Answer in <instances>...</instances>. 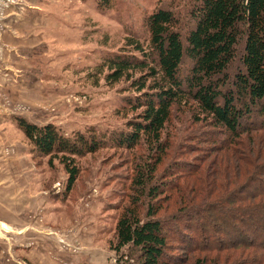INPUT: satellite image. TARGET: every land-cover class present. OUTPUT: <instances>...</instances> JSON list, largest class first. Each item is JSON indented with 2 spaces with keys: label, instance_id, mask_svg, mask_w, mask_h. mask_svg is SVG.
<instances>
[{
  "label": "trees",
  "instance_id": "trees-1",
  "mask_svg": "<svg viewBox=\"0 0 264 264\" xmlns=\"http://www.w3.org/2000/svg\"><path fill=\"white\" fill-rule=\"evenodd\" d=\"M148 25L151 51L128 38L132 51L122 48L97 67L108 84L126 80L141 93L133 106L142 109L139 120L130 121L131 130L117 145L148 153L135 167L132 196L121 207L112 248L126 257L125 264H264V0H195L185 36L171 10L152 13ZM185 58L192 66L183 75ZM175 109L187 115L186 125L214 129L208 133L213 139L206 137L213 142L212 158L205 168L165 174L156 184L170 150L188 137L171 131ZM17 123L51 166L55 159L64 164L68 191L80 176L76 159L96 155L107 143L95 134L65 136L53 123ZM183 176L189 183L187 222L162 214ZM186 243L190 254H206L179 260L171 251Z\"/></svg>",
  "mask_w": 264,
  "mask_h": 264
},
{
  "label": "rangeland",
  "instance_id": "rangeland-1",
  "mask_svg": "<svg viewBox=\"0 0 264 264\" xmlns=\"http://www.w3.org/2000/svg\"><path fill=\"white\" fill-rule=\"evenodd\" d=\"M105 4L101 0H49L48 4L18 0L9 10L0 74L4 72L6 78L8 73L17 72L14 76L23 77L21 84L32 86L33 98L17 101L12 93L0 89L14 105L24 106H3L0 100V216L18 232L5 235L0 225V264H125L126 257L112 248L114 230L121 207L132 196L135 167L144 163L148 153L140 146L136 148L141 153L117 144L122 133L131 130L130 121L139 120L137 114L142 109L133 106L141 93L126 80L108 84L104 75L98 76L97 67L123 52L122 48L132 51L133 47L126 45L128 38H135L145 51H151L148 18L159 9L175 13L177 28L185 36L192 25L195 0H108ZM33 5L52 9L50 17L48 10L44 15L31 13ZM191 66L185 58L182 74ZM186 117L175 109L171 131L186 132L188 137L170 150L156 173V184L157 178L165 181L163 177L172 173L205 168L212 158L213 142L206 137L213 139L208 133L214 129L186 125ZM19 118L39 125L53 123L68 137L95 134L107 143L96 155L76 159L80 176L68 191L69 174L64 164L59 159L53 166L49 164V157L40 154L18 127ZM15 120L20 131L11 126ZM179 180V190L164 204L162 214L187 222L183 213L189 183L184 176ZM190 180H194L193 174ZM43 229L46 252L35 242L39 235L44 236ZM235 236L234 231L229 234L230 239ZM186 245L171 252L184 262L206 254L198 250L190 254Z\"/></svg>",
  "mask_w": 264,
  "mask_h": 264
},
{
  "label": "crops",
  "instance_id": "crops-1",
  "mask_svg": "<svg viewBox=\"0 0 264 264\" xmlns=\"http://www.w3.org/2000/svg\"><path fill=\"white\" fill-rule=\"evenodd\" d=\"M37 1L38 0H36V1L33 0V4H34V2L36 3ZM43 1H46L47 4H48V1L49 0H43ZM31 3H32V1H31ZM49 9L50 8H47V7L44 9L42 6L33 5V9H31V13L37 14V13H40L41 12L44 15L45 14L44 11L48 10L49 12H47V15H49L48 17H50V13H51L50 11H52V9L51 10H49ZM18 35H20V31L15 34V37H17ZM4 74H5L4 72H2L0 74V85H2V87L0 88L1 91L5 92V93H6V91H8V92H10L9 95H11V93H12V95H11L12 98L14 100H17V101H22V99H27V98H33V94H32L33 88H32V86L31 85H28V84H21L22 83V80H23V77L19 76V77L15 78L14 74L17 76V72L8 73V75H7L8 77H6V78L3 77ZM8 78H9V82L6 83V81H7ZM17 92H19V93H17ZM14 122L15 123H11V126L13 128H15V129H18L17 126L15 125L16 124V120ZM3 220H4L3 217L0 216V225L4 227L3 231L6 232L5 235H7V233L9 235H14V233H18L17 230H13V228L10 227V226H8L6 223H4ZM42 232H43L44 236L39 235L41 237H38L35 240V242H36V246H43L44 247V251L46 252L47 246H46V243H45L46 241L44 240V238L47 237V236L45 234V230L44 229L42 230ZM27 234L28 233H26V235ZM17 246L18 245L15 246V250L17 251V252L15 251L16 253H18V250H19L17 248ZM29 253L30 254H34L35 252L34 251H31ZM43 255H44V252L41 251V256H43ZM26 257H27L26 259L29 260L32 263V259H30L29 256H26ZM42 259H43V257H42Z\"/></svg>",
  "mask_w": 264,
  "mask_h": 264
},
{
  "label": "built area",
  "instance_id": "built-area-1",
  "mask_svg": "<svg viewBox=\"0 0 264 264\" xmlns=\"http://www.w3.org/2000/svg\"><path fill=\"white\" fill-rule=\"evenodd\" d=\"M18 0H0V59H1V51L3 50V35L6 28L7 18L9 14L10 8L17 3ZM84 99V97H82ZM80 99V98H78ZM0 100L3 106H9L13 108H21L24 107L21 104L14 105L11 99L0 91ZM8 151V149H7Z\"/></svg>",
  "mask_w": 264,
  "mask_h": 264
}]
</instances>
